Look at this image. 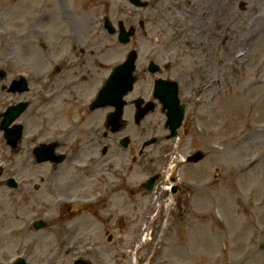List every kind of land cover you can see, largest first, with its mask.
Masks as SVG:
<instances>
[{
  "label": "rangeland",
  "instance_id": "obj_1",
  "mask_svg": "<svg viewBox=\"0 0 264 264\" xmlns=\"http://www.w3.org/2000/svg\"><path fill=\"white\" fill-rule=\"evenodd\" d=\"M211 2L149 0L139 7L127 0H0V68L7 72L0 78V112L19 100L30 103L18 120L24 135L17 150L0 129V165L6 168L0 178V264L17 256L26 264H73L79 257L91 264H264V134L258 131L264 126V21L257 18L264 14V0ZM102 14L114 24L121 19L135 25L131 42L120 44L108 34ZM227 27L233 33L245 28L230 53L224 52L232 39L225 41ZM133 48L139 53V80L128 98L150 97L153 74L143 70L151 58L162 65L183 49L205 48L209 55V86L187 103L191 133L182 130L179 145L170 140L149 146L144 171L137 154L140 138L162 133L164 114L158 109L137 125L127 107L129 123L116 135H129L132 143L124 149L116 141L104 155L108 141L102 130L111 107L88 108L112 66ZM232 57L240 63L230 66ZM162 68L159 75L173 74ZM20 74L29 79L27 92L3 90ZM191 80L183 82L181 99L195 91ZM49 91L54 99L46 98ZM77 137L90 143L82 140L77 150ZM54 138L63 139L58 150L66 158L36 163L33 147ZM198 147L207 158L192 166L197 175L185 168L180 178L208 181L209 191L195 190L192 196L208 194L206 210H170V195L168 209L159 210L165 179L153 193L135 196L117 185L128 180L130 189L164 166L168 174V154L178 160ZM133 156L138 159L128 177L114 178L111 166L131 165ZM9 175L18 178L19 188L6 184ZM107 183L120 189L102 197L98 186ZM95 195L101 200L91 204ZM36 220L45 226L35 228Z\"/></svg>",
  "mask_w": 264,
  "mask_h": 264
},
{
  "label": "water",
  "instance_id": "obj_2",
  "mask_svg": "<svg viewBox=\"0 0 264 264\" xmlns=\"http://www.w3.org/2000/svg\"><path fill=\"white\" fill-rule=\"evenodd\" d=\"M136 4L142 5L143 3L139 0H131ZM120 40L122 42H127L129 40L128 34L125 32H122L120 35ZM135 52H132L127 60L117 66L112 73L111 77L108 79L105 86L101 89L98 98L93 103L92 107H98L103 106L106 104H114L117 106V109L115 112L111 113L109 116V122L114 124V129H116L117 126H120L119 119L122 115L123 110V104L124 101L122 100V96L124 93H126L128 90L132 89L133 82L135 80V77L133 76V71L135 69ZM16 87H14L15 89ZM17 88L20 91H23L27 89L26 81L22 79L19 81V85ZM157 91H155V95H157L161 101L164 103V105L169 109L168 110V121L170 128L172 129L174 135L176 133L177 127L181 123V119L183 118V110L184 106L179 105V99L177 96V89L174 88L173 90H168L166 93H160L159 92V86L157 83V87L155 88ZM26 103H20L15 106H10L8 110L4 113L5 118L2 122V128L5 129V137L8 139L9 142L16 145L17 141L21 138L22 132H23V125L22 124H15L12 127H9V125L20 115V113L23 111V109L26 107ZM145 112H142L141 114L137 115V120L144 115ZM54 149V144H42L40 147L36 149L39 160H45L51 157V152ZM38 226H41L42 223L38 222ZM15 264H25V260L21 259L17 261ZM75 264H86L85 261L78 260Z\"/></svg>",
  "mask_w": 264,
  "mask_h": 264
},
{
  "label": "flooded vegetation",
  "instance_id": "obj_3",
  "mask_svg": "<svg viewBox=\"0 0 264 264\" xmlns=\"http://www.w3.org/2000/svg\"><path fill=\"white\" fill-rule=\"evenodd\" d=\"M192 64H191V67L189 68V70L188 71H186V68L185 67H183V66H181L180 64H179V66L180 67H176V69H175V71L177 70V74L176 75H174L175 76V80L179 83V85L180 84H182L183 82H185V80H186V78H193L194 79V82H192L191 81V83H195V82H197V81H199V80H202L203 79V76H202V74H203V66H205V62H206V58H205V56L202 54V56L201 57H197V56H193L192 58ZM182 60H184V59H182ZM145 72V71H144ZM166 77V76H165ZM134 107V106H133ZM135 108V107H134ZM132 111V113L134 114V112H135V110H131ZM185 129L187 130V131H190V130H192L191 129V126H190V124H189V126H187V127H185ZM190 133H191V131H190ZM117 134V133H116ZM115 133H109V134H105V136L104 137H106L107 138V141H108V149L111 147V145H114V143L117 141V143H119V141H120V139L122 138V135L120 134V136L119 135H116ZM143 135V134H142ZM152 136H155V134H153ZM142 137V139L140 138V140H142V143H141V145L138 147V151H139V156H140V158L142 159V161L144 160V158L146 157V155H147V151H145V150H143L141 147H142V145H143V143H145V141L147 140V139H145V138H143V136H141ZM132 138H131V142H132ZM81 141V140H80ZM87 142L88 141V143H90L89 142V140H87V139H84V141L83 142ZM160 142H162V138H156V140H155V143L154 144H157V143H160ZM179 142H180V138H179V141H178V144H179ZM77 143H79V142H77ZM133 163L131 164V165H128V166H121V168L120 169H114V167L113 166H111V173H112V176L114 177V178H125V177H128V175L134 170V165L136 164V161H137V157L136 156H133ZM84 163H85V161H84ZM77 165H79V164H77ZM144 166H145V164H144V161H143V163H142V168H143V171H144ZM181 168H180V166L174 171V173L176 172V173H179L181 170H180ZM142 172V171H141ZM155 172V170H151L149 173L150 174H152V173H154ZM139 173V172H138ZM143 173V172H142ZM189 173H193V171H190V169H189ZM189 173H188V175H187V177H189ZM193 175H194V173H193ZM195 175H197L196 173H195ZM194 175V176H195ZM187 177H186V179H187ZM193 177V176H192ZM196 182H195V184H193V180L192 179H189V181H188V179H187V183H189L190 185H191V187H189V189H190V192H191V197L193 196V194H194V191L195 190H199V189H203V184L201 183V180L199 179V177L198 176H196V180H195ZM99 182V181H98ZM125 183H129L128 182V180H125ZM142 183H143V181H140V182H138L135 186H131L130 187V190H131V195L132 196H135V195H142V194H146L145 193V190L144 189H142L141 188V185H142ZM177 183V182H176ZM107 188V189H110V190H108L106 193H104V192H102L101 191V189H103V188ZM137 188L136 190L135 189H133V188ZM118 189H120V188H114L113 187V184L112 183H107V184H104V185H99L98 186V191L100 192V194H101V196L102 197H106V195H107V193L108 192H113L114 190H118ZM122 189H125V190H128L129 189V187H124V188H122ZM182 189H178L174 194H176L177 195V198H178V206H177V209H180V207H179V204H180V200H181V198H183V195H184V191L182 192L181 191ZM191 197H189V199L191 198ZM188 199V200H189ZM100 200H101V198L98 200L99 202H100ZM198 204V203H197Z\"/></svg>",
  "mask_w": 264,
  "mask_h": 264
},
{
  "label": "bare ground",
  "instance_id": "obj_4",
  "mask_svg": "<svg viewBox=\"0 0 264 264\" xmlns=\"http://www.w3.org/2000/svg\"><path fill=\"white\" fill-rule=\"evenodd\" d=\"M214 1H219V0H213V2H211L212 4H214ZM243 3V2H242ZM253 7H255V6H257L258 4H251ZM241 11V13L242 12H244V11H242V10H240ZM258 16H257V18H258V20H259V22H262V21H264V14H257ZM258 20H256V21H258ZM258 22V23H259ZM220 22L218 21V24H219ZM256 24H257V22H255L254 23V29H256ZM245 30V28L244 27H242V30L239 32V33H241L242 31H244ZM239 33H233V32H231V31H229V27H227L226 28V30H225V32H224V38H225V41L227 42L229 39H231V43H230V45L228 44V47H225L224 48V52H228V53H230V51L231 50H233L234 48H235V46L237 45V40H238V37H239ZM233 58V57H232ZM240 61H241V59H235V58H233V60H231V64H230V66H233L234 64H238V63H240ZM205 69H208V74H209V65H206L205 67L203 66V70L205 71V73H203V77H205L206 75V70ZM226 74V73H225ZM226 76H227V74H226ZM227 78V77H226ZM55 98V96L52 98V99H54ZM259 131V133H263L264 134V126H262V128L261 129H259L258 130ZM222 201H225V197H222ZM241 201V196L239 197V198H237L236 200H235V204H237V203H239ZM218 206H220V204H217ZM221 207V206H220ZM222 208V207H221ZM254 208V207H253Z\"/></svg>",
  "mask_w": 264,
  "mask_h": 264
}]
</instances>
